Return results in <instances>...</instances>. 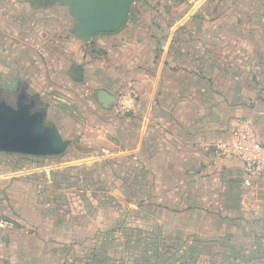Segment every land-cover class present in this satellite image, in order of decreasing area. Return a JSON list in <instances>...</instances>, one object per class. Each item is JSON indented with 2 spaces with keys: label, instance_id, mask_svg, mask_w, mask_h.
Masks as SVG:
<instances>
[{
  "label": "crops",
  "instance_id": "0c3cea01",
  "mask_svg": "<svg viewBox=\"0 0 264 264\" xmlns=\"http://www.w3.org/2000/svg\"><path fill=\"white\" fill-rule=\"evenodd\" d=\"M130 21L125 20L115 32L96 33L88 41L78 37L90 46L92 59L82 51L89 62L73 65L67 76L97 87L94 100L89 99L91 88H84L88 100L82 104L86 112L93 104L100 116L85 125L69 124L67 132L76 128L73 133L80 135L81 127H94L91 140L97 145L104 138L109 155L104 154L106 147L98 145V158L92 166L105 161L120 163L113 165L114 184L124 185L126 192L152 191L156 202H223L222 211L227 214L217 216L222 218L217 227L206 215L207 230L201 225L205 222L201 216H188L184 222L175 216L167 220L177 231L183 223L190 224V229L184 235L187 237L178 234L169 244L171 260L158 264H231L227 260H232L234 249L232 264H264V229H256L258 219H264L258 218L264 217V174L246 187L241 163L214 153V145L225 140L238 121L246 123L264 143V0H181L168 13L160 6L151 20L159 38L147 40L142 50L123 40L125 28L136 29L141 23L135 15ZM92 69H97L98 75ZM30 91L35 105L45 112V122L63 137L61 127L49 118L46 102ZM102 91L109 95L108 101L102 99ZM8 153L26 155L0 151L5 160L0 167V232L5 231L3 216L23 221L15 202H35L38 193L58 199L48 193L57 189L49 183L47 172L45 182L36 166L22 162L15 166L19 161L11 162ZM230 215L242 219L243 224L234 223ZM87 216L68 221L91 238L112 233L113 228L104 231ZM231 221L233 226L250 230L230 232L225 227ZM80 222H86V227ZM233 238L236 245L230 246ZM68 240L72 246L81 243ZM211 240H220V255L203 254ZM184 241H188V249L181 246ZM97 248L102 252L104 247Z\"/></svg>",
  "mask_w": 264,
  "mask_h": 264
},
{
  "label": "rangeland",
  "instance_id": "374dc122",
  "mask_svg": "<svg viewBox=\"0 0 264 264\" xmlns=\"http://www.w3.org/2000/svg\"><path fill=\"white\" fill-rule=\"evenodd\" d=\"M180 1L134 0L126 22L133 15L136 17V11L144 8L155 14L161 6L168 13ZM75 22L67 4L52 0H0V88H3V95L10 97L8 88L19 78L21 84L30 86L27 89L29 92L35 91L46 102L49 118L61 127L63 137L70 141L66 150L57 155L39 156L38 159L10 153L6 156L9 155L13 163L19 161L15 166L20 162L24 165L31 164L34 158L39 160L35 163V168L42 172L45 182L47 172L51 178L49 183L57 189L48 191L53 198H58L57 212H50L51 219L60 220L67 232H71L73 228L68 220L88 215L98 228L104 231L113 228L112 233H97L94 238L88 237V232L75 233L80 235L81 243L72 246L68 243L71 242L68 234L63 237L66 242L51 241L48 240V235L40 234L22 217L19 216L27 224L3 216L5 231L0 232V255L3 254L4 259L0 260V264L164 263L167 259L171 260L169 244L174 242L178 234L182 239L187 237L188 234L184 235L190 229V224L183 223L179 225L182 230L177 231V227L170 225L169 219L175 216L184 222L188 216H201L205 221L201 225L207 230L210 223H207V218L204 217L206 215L213 218V224L217 227L222 219L217 216L227 214L222 211L223 202H156L152 191L147 194H142L139 190L126 192L124 185L120 188L114 184V166H121L120 163L114 165L105 161L99 167L92 166V162L98 158L95 156L98 145L106 147L104 154L109 155L105 139L97 145L91 140V135L95 133L94 127H81L80 135L73 133L76 128L72 129V133L65 128L69 124L92 123L97 115L100 116L96 107L92 108L93 104L87 106V112L82 104L88 100L84 96V88H91L89 99L94 100L97 87L90 82L78 83L72 76H67L73 65H86L89 62L87 57H82V51L90 53L89 59H92L90 46L83 44L72 33ZM95 57H101V54H96ZM92 71L94 75H98L97 69ZM83 135L87 140L82 141ZM1 155L0 167L5 163ZM229 218L235 219L234 223L238 220L237 224L241 221L243 224V220L234 215ZM258 221L256 229L263 230L264 219ZM232 222H227L225 227L230 232L250 230L249 227L233 226ZM79 225L86 227L87 223L80 222ZM163 234L168 236L163 238ZM231 241L230 246L236 245V238ZM187 242L181 243L185 249H188ZM97 247L104 248L102 252H98ZM220 250V240H211L207 248H203V254L206 253L207 257L215 253L220 255ZM231 253L232 260L230 257L227 262L233 263L236 260L235 249ZM95 259L99 263H94Z\"/></svg>",
  "mask_w": 264,
  "mask_h": 264
},
{
  "label": "water",
  "instance_id": "95a60500",
  "mask_svg": "<svg viewBox=\"0 0 264 264\" xmlns=\"http://www.w3.org/2000/svg\"><path fill=\"white\" fill-rule=\"evenodd\" d=\"M67 4L76 22L72 33L83 41L90 40L96 33H110L124 24L134 0H52ZM81 73L80 67L78 69ZM102 99L109 95L102 91ZM33 102V103H32ZM30 104L12 107L0 99V151L33 156L57 155L69 144L58 129L45 122V112L31 110Z\"/></svg>",
  "mask_w": 264,
  "mask_h": 264
},
{
  "label": "trees",
  "instance_id": "16d2710c",
  "mask_svg": "<svg viewBox=\"0 0 264 264\" xmlns=\"http://www.w3.org/2000/svg\"><path fill=\"white\" fill-rule=\"evenodd\" d=\"M151 12L152 10L145 8L140 11H136V17L141 21V23L136 27V29L125 28L123 40L127 42L131 41L132 45L137 44V47L140 48V50H142L141 45H147V40H158L159 36L155 33L154 25L151 21L153 19L154 13ZM158 51V48H156L155 59L158 56ZM34 157L37 158L39 156ZM33 161V163L31 162L32 166H34L39 160L34 158ZM39 183L38 185H40ZM56 201L57 200L48 199L43 193H38L36 195L35 202H15L14 206L18 212V215L26 220L29 224L33 225L35 229L40 232V234L48 235V240L66 242L67 240H64L63 237L68 234L69 238H74L75 241H79L81 237L75 233H82L80 228L73 227L71 232H67L60 220L58 221L56 219L53 221L50 216L51 213L45 214L47 210L52 213L56 211L58 206ZM17 205H19V207H17ZM44 214L46 216H44Z\"/></svg>",
  "mask_w": 264,
  "mask_h": 264
},
{
  "label": "built area",
  "instance_id": "2783aa9c",
  "mask_svg": "<svg viewBox=\"0 0 264 264\" xmlns=\"http://www.w3.org/2000/svg\"><path fill=\"white\" fill-rule=\"evenodd\" d=\"M214 153L241 163L246 187L264 174V143L259 142L252 129L242 121H238L225 140L214 145Z\"/></svg>",
  "mask_w": 264,
  "mask_h": 264
},
{
  "label": "flooded vegetation",
  "instance_id": "af4514ba",
  "mask_svg": "<svg viewBox=\"0 0 264 264\" xmlns=\"http://www.w3.org/2000/svg\"><path fill=\"white\" fill-rule=\"evenodd\" d=\"M26 84L19 83L14 88L9 89V95H3V90L0 88V99H4L12 107L17 108L18 104H30V101L33 100L34 104L31 106V110H40L37 105H35V98L27 90ZM33 103V102H32Z\"/></svg>",
  "mask_w": 264,
  "mask_h": 264
}]
</instances>
